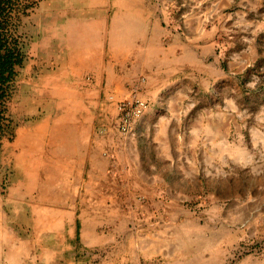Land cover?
Segmentation results:
<instances>
[{
    "label": "crops",
    "instance_id": "0c3cea01",
    "mask_svg": "<svg viewBox=\"0 0 264 264\" xmlns=\"http://www.w3.org/2000/svg\"><path fill=\"white\" fill-rule=\"evenodd\" d=\"M61 5L44 39L54 67L10 142L0 264H264V248L221 245L204 222L214 198L192 164L220 154L205 110L247 85L223 55L246 51L264 0ZM131 92L147 107L123 134Z\"/></svg>",
    "mask_w": 264,
    "mask_h": 264
},
{
    "label": "rangeland",
    "instance_id": "374dc122",
    "mask_svg": "<svg viewBox=\"0 0 264 264\" xmlns=\"http://www.w3.org/2000/svg\"><path fill=\"white\" fill-rule=\"evenodd\" d=\"M65 2L40 0L25 20L30 37L28 57L9 107L16 125L29 115V108L35 102V87L45 82L54 67L53 44L45 43L44 39L50 38L54 11ZM212 2L228 4V0ZM251 19V32L246 35L250 42L245 44V52L237 53L234 59L223 49L227 44H220L225 51L224 60L244 69L247 84L236 86L234 96L230 93L228 98L222 94L215 108L207 114L205 110V115L218 120V124L205 128L218 135L220 154L192 162L198 166L205 197L214 198L212 203L204 205V222L211 224L213 218V224L221 226L217 236L221 237L220 244L233 248H264V10L252 11ZM10 142L4 139L2 143L0 189L11 177ZM170 240L176 242L168 238L167 243Z\"/></svg>",
    "mask_w": 264,
    "mask_h": 264
},
{
    "label": "trees",
    "instance_id": "16d2710c",
    "mask_svg": "<svg viewBox=\"0 0 264 264\" xmlns=\"http://www.w3.org/2000/svg\"><path fill=\"white\" fill-rule=\"evenodd\" d=\"M39 2L0 0V154L4 139L12 141L15 137L17 125L9 107L28 57L30 37L25 30V20Z\"/></svg>",
    "mask_w": 264,
    "mask_h": 264
},
{
    "label": "built area",
    "instance_id": "2783aa9c",
    "mask_svg": "<svg viewBox=\"0 0 264 264\" xmlns=\"http://www.w3.org/2000/svg\"><path fill=\"white\" fill-rule=\"evenodd\" d=\"M117 107V127L125 134L131 131L132 124L145 111L147 102L140 98L136 92H131L126 98L116 103Z\"/></svg>",
    "mask_w": 264,
    "mask_h": 264
}]
</instances>
